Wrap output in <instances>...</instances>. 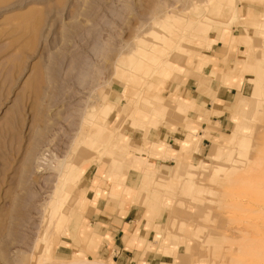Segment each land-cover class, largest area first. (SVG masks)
I'll use <instances>...</instances> for the list:
<instances>
[{"label": "rangeland", "instance_id": "rangeland-1", "mask_svg": "<svg viewBox=\"0 0 264 264\" xmlns=\"http://www.w3.org/2000/svg\"><path fill=\"white\" fill-rule=\"evenodd\" d=\"M240 2L264 6V0H0V264H115L67 254L62 240L96 161L121 164L109 150L110 113L126 97L160 106L161 93L145 89L159 66L222 27L247 34L232 42L254 41L242 57L253 87L250 128L238 134L211 127L218 139L207 157L204 150L196 165L159 182L147 175L143 185L181 196L177 213L195 206L193 236L209 264H264V21L239 16ZM177 44L182 50L174 53Z\"/></svg>", "mask_w": 264, "mask_h": 264}, {"label": "crops", "instance_id": "crops-1", "mask_svg": "<svg viewBox=\"0 0 264 264\" xmlns=\"http://www.w3.org/2000/svg\"><path fill=\"white\" fill-rule=\"evenodd\" d=\"M237 13L264 21V6L240 2ZM237 29L222 27L192 45L187 55L165 59L145 85L161 93L160 106L135 105L132 97L117 102L107 128L112 131L109 150L121 164L96 161L80 192L78 213L65 226L63 251L115 264H209L207 249L193 236L195 206L190 213H177L181 196L163 193L155 183L144 186L143 180L147 175L155 182L168 179L175 170L196 165L204 150L207 157L218 139L211 127L238 134L250 128L253 87L242 71V57L254 41L247 45L253 40L248 35L244 43L232 42L233 35H247ZM128 119L132 129L131 123L124 127Z\"/></svg>", "mask_w": 264, "mask_h": 264}, {"label": "bare ground", "instance_id": "bare-ground-1", "mask_svg": "<svg viewBox=\"0 0 264 264\" xmlns=\"http://www.w3.org/2000/svg\"><path fill=\"white\" fill-rule=\"evenodd\" d=\"M233 3H234V1H232ZM233 5H236V4H233ZM233 10H234V8H233ZM236 13V10L233 12V14H235ZM236 15V14H235ZM205 25V24H204ZM259 25V27L260 28H262V24H258ZM257 25V26H258ZM207 26H208V24H207ZM211 26H213V25H211ZM209 27V26H208ZM205 28H207V27H205ZM210 31V30H209ZM242 35H234V41L235 42H237V41H239L242 37H241ZM164 41H166V40H164ZM234 42V43H235ZM166 43V42H165ZM157 48H159V45H156V44H154L153 45V48L152 49H157ZM180 50H182V46H180V44H177L176 45V51H174V53H179V51ZM141 51H143V50H141ZM145 52V51H144ZM148 53V52H147ZM121 72V71H120ZM123 73H124V71H123ZM124 75V74H123ZM110 104H111V102H110ZM107 105H109V104H107ZM126 121V120H125ZM131 121V120H130ZM123 123V122H122ZM128 126H129V124H127L126 122H125V124H124V127H127L128 128ZM105 128L106 127H103V125H97V132H104V130H105ZM120 128V127H119ZM122 130V129H121ZM93 142H94V140H89L88 141V144H90V143H92V144H90V145H93ZM91 148V147H90ZM177 172V171H176ZM64 184V183H63ZM64 193H65V190L63 189V190H61V192L59 193V196H60V200H61V198H63L64 197ZM56 204H57V206L56 207H59L60 208V205L62 204V201H57L56 202ZM55 204V205H56ZM58 210V209H57ZM58 212V211H57ZM62 219H64V214H62ZM64 221H62V223H63ZM61 223V222H60ZM59 223V224H60ZM47 245V244H46ZM70 264H80L79 262H72V263H70ZM82 264V263H81Z\"/></svg>", "mask_w": 264, "mask_h": 264}]
</instances>
